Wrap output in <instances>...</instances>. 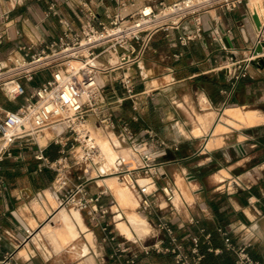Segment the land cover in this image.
<instances>
[{"label":"crops","instance_id":"obj_1","mask_svg":"<svg viewBox=\"0 0 264 264\" xmlns=\"http://www.w3.org/2000/svg\"><path fill=\"white\" fill-rule=\"evenodd\" d=\"M175 1L138 0L137 5L159 9ZM246 2L203 13L201 38L186 46L179 38L196 31L195 18L179 29L155 33L138 65L104 76L109 80L102 84L99 77L104 99L87 122L111 115L115 129L103 135L100 128L97 132L86 124V130L92 143L94 132L108 140L115 161L106 165L98 154L82 161L77 156L81 147L67 154L74 181L90 180L87 190L92 195L109 192L101 199L110 210L101 225L83 212L61 207L57 173L36 159L40 152L50 161L60 158V146L53 140L65 137L63 130L51 138H25L12 145L10 156L0 160V258L12 255L18 264H117L111 258L116 243L106 239L114 235L117 243L137 253L136 264H175L170 254L144 252L145 247L169 246L157 226L162 217L187 254L192 239L199 238L209 264H236L231 248H245L252 260L264 264V121L247 126L241 120L252 108L250 112L264 117V68L246 61L259 35L252 14L262 11L264 3L258 10ZM119 12L113 0H20L15 7L0 0V15L6 17L0 21V57L8 58L21 47L32 52L46 49L62 36L64 23L79 33L91 14L98 16L97 26ZM258 15L264 24V13ZM218 34L229 37L234 49L223 50L215 40ZM123 75L131 76L135 93L124 101ZM23 86L26 92L34 87ZM10 90L16 93L18 88L11 85ZM23 101L9 100L0 92V105L6 110L17 109ZM219 126L224 131L214 136ZM213 138L217 142L210 146ZM124 150L135 165L132 159L133 163L122 159ZM143 156L161 171L138 181L149 182L154 213L141 210L138 188L126 187L115 175L125 168L122 161L127 168L136 167L143 164ZM119 188L127 190L123 197ZM168 190L174 192L170 202ZM129 214L146 223V237L133 231ZM120 223L132 229V240L120 232Z\"/></svg>","mask_w":264,"mask_h":264},{"label":"built area","instance_id":"obj_2","mask_svg":"<svg viewBox=\"0 0 264 264\" xmlns=\"http://www.w3.org/2000/svg\"><path fill=\"white\" fill-rule=\"evenodd\" d=\"M14 7L20 0H7ZM120 12L109 18L108 23L99 22L96 14H91L90 20L81 28L79 33L74 32L71 26L64 23V32L57 40L49 44L46 49L32 52L31 48L21 47L18 52L8 58L0 57V88L6 90L9 100L23 97V103L15 110H6L0 105V160L3 156H10L9 149L20 139L36 138L43 131L62 127L65 137L56 136L54 144L60 146V158L55 161L48 160L42 152L36 159L41 162V167L57 173V186L62 191L61 207L73 208L85 213L97 226L101 225L110 210L102 205L101 199L107 195L106 190L92 195L87 190L90 180L71 177L68 158V149L72 143L81 147L79 159L82 161L94 160L98 151L90 140L89 133L84 130L91 114L99 111V106L104 99L99 83V77L114 71L129 72L144 58L150 41L155 33L165 29H179L185 22L193 19L196 31L193 34L180 37L181 46L200 39L203 33L200 16L213 8L231 9L244 0H178L159 9L150 5H137L138 0H113ZM131 8H135L131 10ZM6 19L0 15V21ZM3 36L0 31V44ZM221 35L215 40L223 50H227ZM264 42V24L259 31L255 47ZM254 47V48H255ZM252 49V52L254 50ZM116 55L115 64L107 63V57ZM252 55L246 60L249 64ZM72 63L75 67L72 68ZM48 72V78L37 86L25 91L24 83L30 84L35 77ZM236 79L239 76L235 77ZM121 84L125 91L122 101L135 95L133 80L130 75H123ZM18 88L16 93L10 86ZM99 128L106 131L115 129V122L111 115H107L97 123ZM80 129L84 135L80 134ZM152 138V135L149 134ZM143 164L127 168L122 161L124 169L115 175L120 178L126 187H137L141 196L140 209L154 213L152 202L148 196L149 182L139 184V178L152 179L161 174L158 167L146 163L147 156H143ZM172 190L167 191L166 201L174 197ZM158 228L168 240L169 246L145 247L146 255L154 250L157 253L170 254L175 264H204V255L200 251V239H192L190 253L184 252L182 245L175 237L173 229L167 221L160 217ZM102 230L108 231V225ZM111 234V233H109ZM207 240L209 236L205 237ZM115 242L111 258L117 264H136L137 253L128 247L116 242L114 235L106 237ZM153 248V249H152ZM236 264H259L251 259L245 248L233 249ZM212 252V250H209ZM0 264H18L12 255L0 258Z\"/></svg>","mask_w":264,"mask_h":264},{"label":"bare ground","instance_id":"obj_3","mask_svg":"<svg viewBox=\"0 0 264 264\" xmlns=\"http://www.w3.org/2000/svg\"><path fill=\"white\" fill-rule=\"evenodd\" d=\"M252 1L253 0H251L249 2V6H251V4L253 3ZM262 3H264V0L262 1ZM256 6L258 7V3H256ZM252 8H254V5L252 6ZM256 9L259 10V7L256 8ZM257 12L259 14H262V13H264V9L262 11H257ZM260 12H262V13H260ZM74 67H75V63H72V68H74ZM101 67H104V65L101 64ZM236 116H238V115H236ZM241 120H243L244 123H246V125H248V126H255V125H258V124L262 123L264 121V117L263 116H259V115H257L254 112H247L245 114V116H242ZM228 122L231 123V124H233V122H230V121H228ZM84 130H86V126H84ZM79 131H80V134L81 135H84L85 131L83 132L82 129H80ZM223 131H224V129L221 126L217 127L216 130H215V132H214V136L217 135V134L222 133ZM51 136H52V133L51 132H46L45 133V137L46 138H50ZM91 136L94 139V143H92V144H95L96 145V148H97V151H98V153H97L98 154V157H100L101 160L105 161L106 165L108 164L109 166H111L113 164V162L115 161V156H114V153H113V151L111 149L110 143L104 137H100V135L98 133H96V132L92 133ZM221 141H223V140H221ZM216 142H217L216 139L213 138L211 140V142H210V146L216 144ZM80 152H82V149H80ZM121 155H122V159H124L125 162H129V160L131 161V159H132V161L134 160L133 159V156L131 155V153L129 151H127V150L122 151L121 152ZM96 157H97V155H96ZM96 157H94V158H96ZM130 163H129V165H130ZM136 163L137 162L135 161L134 165ZM90 173H91V171L89 170L88 171V174H90ZM117 192L119 193L120 196L123 197L127 193V190L126 189H120L119 188ZM127 218H128V221L130 222L132 228H133V231L139 237H144L148 233V227H147L146 223L141 218L137 217L135 214H129V215H127ZM118 228H119L120 232L127 239H130V240L133 239V231H132V229L130 227H128L127 224L120 223L118 225Z\"/></svg>","mask_w":264,"mask_h":264},{"label":"rangeland","instance_id":"obj_4","mask_svg":"<svg viewBox=\"0 0 264 264\" xmlns=\"http://www.w3.org/2000/svg\"><path fill=\"white\" fill-rule=\"evenodd\" d=\"M4 1H7V0H4ZM249 0H247V2H246V4H249V2L251 1H249ZM263 0H253L252 2V4H251V6H249V8H251L253 5H254V7H256V3H260V2H262ZM8 2V1H7ZM114 56V57H113ZM117 60H118V58H117V56L116 55H111V56H109V57H107V62H105V63H102L103 65H104V67H106L107 65V63H110V64H115L116 62H117ZM116 72H120V71H116ZM114 74V73H113ZM48 76H49V73L48 72H42V73H40V74H38L36 77H35V81L34 82H32L31 83V85H33V86H37V85H39L40 83H41V81L42 80H44V79H46V78H48ZM105 75H102L101 77H100V83L102 84L103 82H105L106 80H109V77H107V78H105L104 77ZM25 85H28L27 83H25ZM104 91H105V93L107 94V93H109V92H107L108 91V89H107V87H105L104 88ZM0 92H2L3 94H4V96L6 97V98H8L7 96H6V90L5 89H1L0 88ZM109 97V96H108ZM23 98V97H22ZM252 109H254V108H252ZM252 109H247V112H250ZM262 109H263V113H264V104L262 105ZM95 120H94V117H91V119L89 120V122H87V124H89V129H93L94 131H98V130H96L97 129V127H98V125H97V123L96 122H94ZM87 126V125H86ZM91 126V127H90ZM232 126H238V125H234V124H232ZM248 126V125H247ZM59 128V129H58ZM99 128V127H98ZM57 129V130H56ZM55 131V132H54ZM62 132V127H56V128H51V129H48V130H45V131H43V133L41 134V135H39L38 136V138L41 140L42 138H43V136L45 135V133L46 132H51L52 133V136H54V134H56V132L57 133H59V132ZM100 131H101V133L103 134V135H106V134H108L109 133V131H106V130H104V129H102V128H100ZM99 132V131H98ZM51 136V137H52ZM50 137V138H51ZM72 147H74V149H78L79 148V145L77 144V143H72ZM80 155V153H78L77 154V156H79ZM74 176V175H73ZM107 193H109L108 191H107Z\"/></svg>","mask_w":264,"mask_h":264},{"label":"water","instance_id":"obj_5","mask_svg":"<svg viewBox=\"0 0 264 264\" xmlns=\"http://www.w3.org/2000/svg\"><path fill=\"white\" fill-rule=\"evenodd\" d=\"M252 20L255 24V27L258 31L261 30L262 28V23L260 21V17L256 11L253 12L252 14ZM223 43L226 46L227 49L233 50L234 46L232 44V41L230 40L229 37H224ZM249 65L251 66H257L259 68H264V42L258 44L253 52H252V58L249 61Z\"/></svg>","mask_w":264,"mask_h":264},{"label":"trees","instance_id":"obj_6","mask_svg":"<svg viewBox=\"0 0 264 264\" xmlns=\"http://www.w3.org/2000/svg\"><path fill=\"white\" fill-rule=\"evenodd\" d=\"M263 183H264V181H263ZM202 254H203V253H202ZM203 255H204V257H205V258H207V257H208V255H207V254H206V255H205V254H203ZM204 264H209L208 260H204Z\"/></svg>","mask_w":264,"mask_h":264}]
</instances>
